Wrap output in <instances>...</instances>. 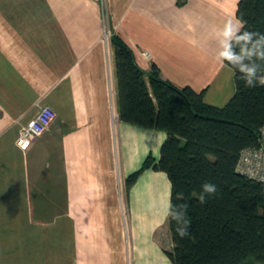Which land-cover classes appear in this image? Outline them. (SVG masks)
Instances as JSON below:
<instances>
[{
  "label": "crops",
  "instance_id": "obj_1",
  "mask_svg": "<svg viewBox=\"0 0 264 264\" xmlns=\"http://www.w3.org/2000/svg\"><path fill=\"white\" fill-rule=\"evenodd\" d=\"M239 1L0 0V264H174L168 174L126 185L167 133L122 119L104 6L143 69L222 107L235 71L215 59L214 29ZM42 105L56 119L22 148Z\"/></svg>",
  "mask_w": 264,
  "mask_h": 264
},
{
  "label": "trees",
  "instance_id": "obj_2",
  "mask_svg": "<svg viewBox=\"0 0 264 264\" xmlns=\"http://www.w3.org/2000/svg\"><path fill=\"white\" fill-rule=\"evenodd\" d=\"M242 31L264 34V0H240ZM122 119L167 133L159 160L150 153L126 180L130 188L147 169L164 171L171 203H187V235L168 219L174 264L264 263V185L237 170L241 152L259 147L264 128V86L246 87L235 71L236 92L220 107L205 101V90L178 87L154 63L143 69L132 47L113 37ZM264 66V61H258ZM215 195L199 202L201 186Z\"/></svg>",
  "mask_w": 264,
  "mask_h": 264
},
{
  "label": "clouds",
  "instance_id": "obj_3",
  "mask_svg": "<svg viewBox=\"0 0 264 264\" xmlns=\"http://www.w3.org/2000/svg\"><path fill=\"white\" fill-rule=\"evenodd\" d=\"M244 22L229 18L214 29L217 42L215 59L221 64L231 65L240 74L246 87L264 86V34L242 31ZM217 187L211 183L201 186L198 196L201 204L207 197L215 195ZM165 217L176 223V232L180 237L187 235L190 220L187 215V203L173 205L169 200L163 205Z\"/></svg>",
  "mask_w": 264,
  "mask_h": 264
},
{
  "label": "built area",
  "instance_id": "obj_4",
  "mask_svg": "<svg viewBox=\"0 0 264 264\" xmlns=\"http://www.w3.org/2000/svg\"><path fill=\"white\" fill-rule=\"evenodd\" d=\"M144 54L150 55L148 51H144ZM55 119L56 112L51 106H40L37 115L23 127L18 145L22 148L28 147L30 143L51 127ZM237 170L264 185V128L261 131L260 146L249 147L241 152Z\"/></svg>",
  "mask_w": 264,
  "mask_h": 264
},
{
  "label": "rangeland",
  "instance_id": "obj_5",
  "mask_svg": "<svg viewBox=\"0 0 264 264\" xmlns=\"http://www.w3.org/2000/svg\"><path fill=\"white\" fill-rule=\"evenodd\" d=\"M104 10H105V15H106V20H107V26H108V36L107 38L109 39V41L111 42V45H113V37L117 35V33L115 32L114 28H112L111 24H110V18H109V13L107 8L104 6ZM114 46V45H113ZM256 264H264V263H256Z\"/></svg>",
  "mask_w": 264,
  "mask_h": 264
}]
</instances>
